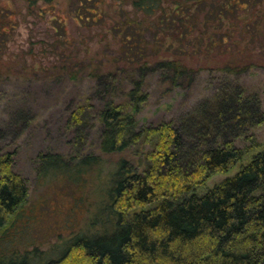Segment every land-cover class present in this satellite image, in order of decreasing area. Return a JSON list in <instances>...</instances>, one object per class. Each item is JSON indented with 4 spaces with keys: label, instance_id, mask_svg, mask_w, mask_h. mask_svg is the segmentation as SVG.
<instances>
[{
    "label": "trees",
    "instance_id": "16d2710c",
    "mask_svg": "<svg viewBox=\"0 0 264 264\" xmlns=\"http://www.w3.org/2000/svg\"><path fill=\"white\" fill-rule=\"evenodd\" d=\"M130 3L145 17L156 18L128 26L113 67L95 70L107 99L80 104L67 120L82 144L97 128L101 153L39 157V184L58 186L75 201L58 229L41 224L43 208L51 211L47 203L41 211L28 206V182L13 167L16 151L0 150V264H264V149L209 192L196 191L212 175L231 172L249 149L259 147L251 130L264 124V101L241 77L264 73V0ZM12 16L0 10L2 42L17 28ZM167 39L168 52L162 54L157 43L166 45ZM72 63L64 59L60 68L41 63L31 73L37 77L53 70L58 79L64 74L78 79V72L69 70ZM17 67L26 75L27 65L20 61ZM3 68L0 64V81L20 75ZM215 69L226 77L225 90L214 84L213 94L178 120L140 125L136 116L150 100V74L159 73L164 82L182 88L188 82L195 86L202 72ZM17 108L16 125H27L34 117L32 106ZM244 135L252 141L249 149L236 145ZM128 151L140 152V165L121 157L101 173L106 200L89 202L94 170L107 167L103 155ZM79 190L80 198L75 196ZM76 214L84 217L82 223L75 222ZM51 237L66 241L56 257L51 255L56 246L44 250Z\"/></svg>",
    "mask_w": 264,
    "mask_h": 264
},
{
    "label": "rangeland",
    "instance_id": "374dc122",
    "mask_svg": "<svg viewBox=\"0 0 264 264\" xmlns=\"http://www.w3.org/2000/svg\"><path fill=\"white\" fill-rule=\"evenodd\" d=\"M5 9L13 14L11 24L16 25L17 28L9 31L12 34L3 42L0 40L2 48L0 64L6 69L10 67L9 71H15L19 75L21 69L17 66L21 61L27 65V70L24 71L26 75L21 73L17 76L14 73V77L8 81H0V150L16 151L13 167L28 182L30 188L28 206H35L41 211L42 205L47 203L46 209H49V206L51 211L43 208L41 224L44 228L50 226L58 229V225L67 221V212H71L75 201L67 191H59L61 189L58 186L49 188L39 184L37 175L40 154L57 152L66 157L77 154V151L84 154L101 153L98 150L99 130L97 128L87 134L82 144L81 141L75 140L77 132L67 127V120L80 104L85 105L92 101L97 105L101 104L103 99H107L108 94L104 90L100 93L99 77L96 78L95 70L97 68L108 70L113 67V56L118 55L119 40L128 26L138 21L144 23L142 21L145 19L152 20L156 16L145 17L142 11L132 7L130 0H53L52 2L0 0V10ZM81 17H83L82 21ZM167 40L166 45L162 42L157 43L158 51L162 54L168 52L166 50L171 40ZM55 44L61 46L59 51L53 50L52 45ZM172 47L176 49V44ZM43 49L51 50V52L43 55L41 53ZM62 51L67 55L59 56L58 54ZM64 59L74 61L73 67L69 70L78 72V79L71 80L66 74L62 79H58L53 70L48 74L41 73L40 76L33 77L32 73L37 70L33 68L34 65L40 67L43 63L51 68L53 65L60 68L59 63ZM90 60L92 63H89ZM187 61L192 65L198 64L194 59H187ZM213 71V73L202 72L201 77L196 79L195 86L188 82L182 83V88L164 82L159 73L150 74L146 80V90L151 97L136 116L140 125L148 126L163 120H178L193 109L198 101L206 98V95L213 94L214 84L215 89L225 90L227 83L223 84V82L226 77L217 69ZM93 72L95 73L92 74ZM23 76L31 77V79H24ZM241 80L248 86L254 87L253 91L259 93L264 101L262 71L259 74L243 75ZM18 106H32L34 117L27 125L23 123L21 126L16 125L20 114L17 112ZM23 116L29 119L32 117L29 114H23ZM251 132L255 134L259 147L249 149L252 141L245 138V135L238 139L236 145L249 149L250 152L231 172L212 175L205 186L196 189L198 194L209 192L226 178L235 175L242 169L241 166L250 163L253 155L263 151L264 124L252 129ZM140 155V152L135 151L103 155L107 167L94 170V186L91 187L89 202L99 205L106 200V185L102 179V172L114 168V163H117L121 157L133 160L136 165H140ZM75 196L80 198L81 190ZM83 218L76 214L74 220L76 223H82ZM49 240L44 250L49 251L56 246L51 251V255L56 257L64 250L66 241L59 240L57 237Z\"/></svg>",
    "mask_w": 264,
    "mask_h": 264
}]
</instances>
